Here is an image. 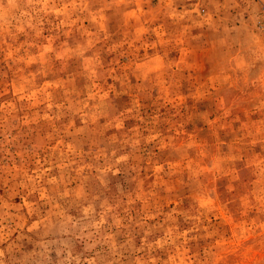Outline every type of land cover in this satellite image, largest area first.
Returning <instances> with one entry per match:
<instances>
[{
    "label": "rangeland",
    "instance_id": "1",
    "mask_svg": "<svg viewBox=\"0 0 264 264\" xmlns=\"http://www.w3.org/2000/svg\"><path fill=\"white\" fill-rule=\"evenodd\" d=\"M0 264H264V0H0Z\"/></svg>",
    "mask_w": 264,
    "mask_h": 264
}]
</instances>
